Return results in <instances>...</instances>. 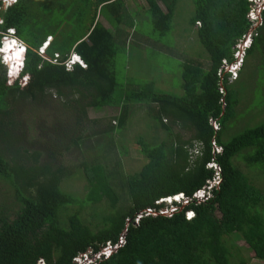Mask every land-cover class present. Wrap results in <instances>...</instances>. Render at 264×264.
Returning a JSON list of instances; mask_svg holds the SVG:
<instances>
[{
    "label": "trees",
    "instance_id": "trees-1",
    "mask_svg": "<svg viewBox=\"0 0 264 264\" xmlns=\"http://www.w3.org/2000/svg\"><path fill=\"white\" fill-rule=\"evenodd\" d=\"M143 2L145 7L134 1L132 9L125 0H16L4 7L0 2V40L12 30L25 45L13 81L6 80L0 63V264H78L79 255L91 259L106 245L110 253L88 264L264 263V120L245 128L252 117L243 114L247 105L235 115L241 97L231 88L249 57L259 62L252 70L264 68V17L229 82L220 67L232 61L235 41L247 30L248 0H192L189 23L208 60L181 63L175 96L158 92L151 81L117 82L115 57L136 35L129 14L141 10L159 36L169 30L176 0ZM45 37L52 40L39 54ZM17 52L7 56L13 73ZM72 53L83 68L64 67ZM50 97L55 129L34 118L45 113ZM136 106L163 138L152 134L149 143L135 137L144 160L137 172L109 170L110 135L127 127L128 111ZM103 108L119 113L88 118V110ZM238 115L248 119L226 140ZM34 132L44 133L45 140ZM73 152L88 159L66 165L64 156ZM208 164L218 168L219 181L199 201L193 194L215 176ZM111 166L118 164L113 160ZM76 176L84 181L82 196L63 188ZM178 194L180 202L159 201ZM163 209L166 215L159 214Z\"/></svg>",
    "mask_w": 264,
    "mask_h": 264
},
{
    "label": "rangeland",
    "instance_id": "rangeland-1",
    "mask_svg": "<svg viewBox=\"0 0 264 264\" xmlns=\"http://www.w3.org/2000/svg\"><path fill=\"white\" fill-rule=\"evenodd\" d=\"M15 1L16 0H14V3ZM134 1H136L137 5L145 7L143 0H125V4L129 9H132ZM0 2L2 3L3 7L9 5L5 0H0ZM134 11L137 13H131L129 15L130 19L134 20V22L136 21V35L125 47V50L119 52L115 57L117 82L120 84L129 81L133 85H137L146 81H151L155 86L154 88L158 92L170 93L175 96H179V88L181 83V63L187 59H198L206 65V61L208 60L207 53L197 41L195 27L191 26L189 23L193 13L192 0H176L170 20L169 30L162 36H159L157 33L151 30V26L147 24L148 22L146 14L141 12V10L138 11L137 8H135ZM121 30H123L127 36L132 37L131 29L124 27L121 28ZM3 36H8V33L4 34ZM10 36H12V33ZM48 38L52 40V37H45L43 43H49L50 41ZM18 41H20V43H22V45L25 47L21 40L18 39ZM2 45V41L0 40V47H2ZM43 52L45 53V50ZM43 52L42 54H44ZM250 60H252V58L249 57L247 59V65L244 66L243 70L240 72V76L238 77L239 80L231 87L235 93V97L237 98L238 96L237 99L241 97L234 108L235 115L241 113V111L247 105L246 109L243 111V114L247 113L248 116L252 117V120L250 121L249 119L247 123L253 122L248 126H244L245 128L253 127L264 120V92L262 91V86H264V78H262L264 76V68L258 67L257 69L252 70L253 66L257 65L259 62L256 58V61L253 60L252 62ZM4 67L6 71V80H9L10 78H8L9 75L7 73L8 68L5 65ZM49 101L50 104L45 113L40 111L42 114H39L34 118L45 120L49 125L45 126L46 128L52 127L55 129L56 127L54 126V117L56 111L53 108V97H50ZM27 108L28 106L26 105L25 109ZM118 113L119 109L103 108L99 111L88 110L87 116L88 118L92 119H105L117 116ZM144 113L145 111H143V107L140 109L136 106V108L129 109L128 116L130 122L126 123L127 127H124L125 129H123L119 135H110L111 142L106 141L109 145L107 146L108 149L106 150L107 157L110 159V162L105 163L107 169H117V171L119 170L123 174L137 172L142 166L144 160L137 153V147L134 142L135 137L141 135L149 143V138L152 134L154 137L156 135L158 138H163V134L160 131H157V133L154 131L152 132L150 127L147 126V121H145L147 119L145 118ZM256 113H258L259 116L255 117ZM248 116L238 115L233 123V126L228 125L230 133H228V136H225L224 138L227 140L232 135L241 131L238 130L232 133L233 130L240 129L241 126L245 124ZM31 118L32 117H28V125L31 121ZM29 134H32V131L29 132ZM34 134L35 136L39 135L38 137L43 141L45 140L44 133L34 132ZM60 144L61 143H59L57 146H61ZM34 149L37 150L36 147H34ZM82 152H85V150ZM64 157L67 161L65 162L66 165H70L71 163H78L80 161V157H84V155L80 156L79 154L73 152V154L65 155ZM84 159L88 158L84 157ZM113 160L117 162L118 166H111ZM242 169L244 170L243 167ZM83 185V179L79 176H76L75 178L68 181L63 188L67 192H74L75 194L77 193V195L80 194L82 196ZM120 201V203L124 204V197L121 196ZM103 205V203L99 204L97 207H95L94 211H100ZM87 210L88 213H91L90 209L87 208ZM235 243L239 246L243 245L241 241H237ZM249 264L264 263L250 260Z\"/></svg>",
    "mask_w": 264,
    "mask_h": 264
},
{
    "label": "built area",
    "instance_id": "built-area-1",
    "mask_svg": "<svg viewBox=\"0 0 264 264\" xmlns=\"http://www.w3.org/2000/svg\"><path fill=\"white\" fill-rule=\"evenodd\" d=\"M8 4H11L14 2V0H5ZM262 17H264V0H248V8L245 15L246 20L248 21L249 25L247 27V30L245 34L238 40L235 41V44L232 48V61L230 63H227L225 60L222 61L221 64V70H223L225 73H227L228 81L231 82L236 78L237 71L241 67V64L243 63L244 57H245V51L249 47L251 43L252 36L255 35L256 28L259 27L262 23ZM8 35L11 33L13 34L12 30L7 31ZM17 39V38H16ZM18 40V39H17ZM22 45V44H21ZM56 59V55H53L52 62H54ZM78 64L80 67H84L81 60L78 56H76L74 53L70 54L69 57L64 61V67L66 69H70L72 65ZM213 124V123H212ZM217 152L218 149H215ZM208 168H212L215 170V176L214 178L207 182V186L203 189L197 190L193 194V198L199 201L205 200L208 198V190L213 186L217 185L219 179H218V168L214 164H208ZM183 200V197L181 194L174 195L171 197H167L164 199H161L159 201L165 203L166 205H170L172 202H180ZM145 214H154L152 210L146 209L144 211ZM168 213V210H162L159 214L166 215ZM192 216L191 213H186V218H190ZM122 243V237L119 238L118 244ZM111 251V247L109 245H106L102 251L95 255L93 258H89L87 254H81L76 259H74L75 263L78 264H88L92 262L95 258H98L100 255L107 256ZM36 264H44L41 260H38Z\"/></svg>",
    "mask_w": 264,
    "mask_h": 264
},
{
    "label": "clouds",
    "instance_id": "clouds-1",
    "mask_svg": "<svg viewBox=\"0 0 264 264\" xmlns=\"http://www.w3.org/2000/svg\"><path fill=\"white\" fill-rule=\"evenodd\" d=\"M14 3V2H12ZM48 40L50 41V38H48ZM1 41H2V44L4 45V42L6 41L7 43H11L12 46L16 47L17 49V54L18 56L16 57V59H12L14 62H15V67H16V70L13 72H11L10 70V65H9V60H6L4 58V55L2 53L3 51V45L2 47H0V63L4 66H6L8 68L7 70V73L9 75V77H11L8 81H13L17 75V72L19 70V67H20V64H21V61L23 59V56H24V53H25V47L23 45H21L22 43H20V41H18L16 39V37L13 36H2L1 37ZM48 43H43L40 48L38 49V52L40 51L39 54H42V52L45 50V48L47 47ZM5 75H6V71H5ZM13 76V77H12Z\"/></svg>",
    "mask_w": 264,
    "mask_h": 264
},
{
    "label": "bare ground",
    "instance_id": "bare-ground-1",
    "mask_svg": "<svg viewBox=\"0 0 264 264\" xmlns=\"http://www.w3.org/2000/svg\"><path fill=\"white\" fill-rule=\"evenodd\" d=\"M4 47H6L7 48V52L5 53L4 52ZM4 47H3V51H2V53H3V55H4V58L6 59V60H9L8 58H7V56L9 55V54H11V56H13L14 54H15V52H16V47H14V46H12L11 45V43H6V42H4Z\"/></svg>",
    "mask_w": 264,
    "mask_h": 264
}]
</instances>
